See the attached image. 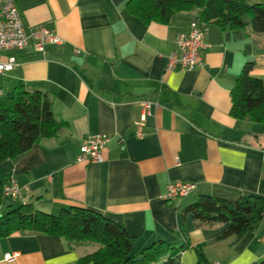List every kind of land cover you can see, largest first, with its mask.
I'll use <instances>...</instances> for the list:
<instances>
[{"label":"crops","instance_id":"1","mask_svg":"<svg viewBox=\"0 0 264 264\" xmlns=\"http://www.w3.org/2000/svg\"><path fill=\"white\" fill-rule=\"evenodd\" d=\"M15 1L27 30L42 26L61 38L46 43L43 53L30 39L0 54L1 60L15 58L13 69L0 73V96L17 87L39 90L60 121L56 135L0 163L2 177L29 187L24 202L53 214L73 205L95 210L135 237V252L158 240L185 245L178 264H198V248L205 264H258L264 213L254 230L234 241L220 237L228 222L199 225L183 210L203 194L264 199V121L229 113L230 90L246 62L264 83V32L252 31L245 17L242 28L210 25L202 64L166 71V56L176 50L193 11L145 24L126 10L127 0ZM141 100L156 102L144 119ZM100 133L110 136L102 160L78 161L82 140ZM175 180L194 188L163 199ZM91 247L19 231L0 237V264H76L97 249ZM5 253L13 260L4 261Z\"/></svg>","mask_w":264,"mask_h":264},{"label":"trees","instance_id":"2","mask_svg":"<svg viewBox=\"0 0 264 264\" xmlns=\"http://www.w3.org/2000/svg\"><path fill=\"white\" fill-rule=\"evenodd\" d=\"M126 10L142 22H168L180 12L195 11L194 18L221 28H242L249 17L252 31L264 32V0H127ZM253 63L246 62L230 90L229 113L236 119L264 121V83L251 75ZM60 127L46 95L17 87L11 95L0 96V163L27 152L42 137L56 135ZM0 177V237L15 232H39L63 237L68 243H96L97 249L78 258L76 264H150L165 258L162 264H178L177 253L186 246L158 240L135 252V237L129 235L120 222L101 213L73 205L57 214L34 208L30 202L6 203ZM201 224L228 222L220 237L232 236L237 241L254 230L264 213V199L250 195L230 201L212 195H199L184 210ZM199 250L198 264H205ZM258 264H264L262 258Z\"/></svg>","mask_w":264,"mask_h":264},{"label":"built area","instance_id":"3","mask_svg":"<svg viewBox=\"0 0 264 264\" xmlns=\"http://www.w3.org/2000/svg\"><path fill=\"white\" fill-rule=\"evenodd\" d=\"M208 23L192 18L188 21L187 30L180 32L175 40L176 50L169 52L166 56L165 70L176 68L191 70L202 64L201 50L208 44L205 36L208 31ZM33 40V47L36 51L44 52L46 43H59L61 38L52 30L39 26L27 30L15 0H0V54L9 49H22L29 40ZM15 65V58L9 55L5 60L0 59V73L10 71ZM143 110L142 119L149 113L153 104L152 100L139 101ZM142 122L136 130V135L141 136L140 129ZM110 139L107 134H96L87 136L80 144L78 161L100 162L102 160L101 150ZM194 188V184L188 181L175 180L166 185V191L162 198L166 200L178 199L187 195ZM31 196V191L27 185H19L13 178L6 180L2 187V197L5 199L25 201ZM14 254L5 253L4 261H11ZM212 264H219L214 262Z\"/></svg>","mask_w":264,"mask_h":264},{"label":"rangeland","instance_id":"4","mask_svg":"<svg viewBox=\"0 0 264 264\" xmlns=\"http://www.w3.org/2000/svg\"><path fill=\"white\" fill-rule=\"evenodd\" d=\"M195 11H193V14L195 15V13H194ZM248 16H245V19L246 20H248ZM0 168H2V165H0ZM0 173H1V169H0ZM4 175V173H2V174H0V177H2ZM8 200H6V202H7ZM6 209H7V207L4 205L2 208H0V212H5L6 211ZM91 248H90V250L89 251H91L92 249H93V246H94V249H96L95 248V246L96 247H98V245L96 244V243H91Z\"/></svg>","mask_w":264,"mask_h":264}]
</instances>
